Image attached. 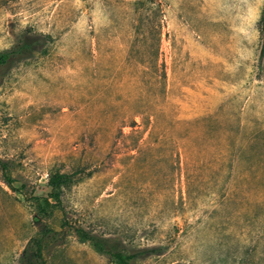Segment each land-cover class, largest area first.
<instances>
[{
    "label": "rangeland",
    "instance_id": "374dc122",
    "mask_svg": "<svg viewBox=\"0 0 264 264\" xmlns=\"http://www.w3.org/2000/svg\"><path fill=\"white\" fill-rule=\"evenodd\" d=\"M263 5L0 0V52L50 35L0 63V264L41 236L47 264H118L75 226L161 247L130 264H264Z\"/></svg>",
    "mask_w": 264,
    "mask_h": 264
},
{
    "label": "trees",
    "instance_id": "16d2710c",
    "mask_svg": "<svg viewBox=\"0 0 264 264\" xmlns=\"http://www.w3.org/2000/svg\"><path fill=\"white\" fill-rule=\"evenodd\" d=\"M259 33L262 36L264 42V5L261 8L260 16H259ZM47 39H50L49 34L35 33L30 36H26V38H24L14 50H7L0 52V63L6 61L11 56L21 55L23 53L37 52L39 50L40 43L42 41H47ZM263 51L264 49L262 48V52ZM152 65L157 71L161 70V76L164 75V72L162 70L163 64H152ZM160 78L161 77L153 78L156 83V86L157 84L160 83L161 81ZM130 126L132 128L138 127L139 123L134 118H132L130 120ZM259 161H262V163H264V156H262V158H259L258 162ZM0 168L2 170V174L6 180V183L11 186L12 178L7 172L8 164L0 160ZM73 182H74V175L72 173L55 171L50 174L48 178V185L50 187L49 196H51L54 199L55 203L59 207H61V196L65 188L68 187ZM74 230L77 232V234L80 236L82 240H88L96 248V250L113 256L117 260L118 264H130L131 260L136 255L140 254V252H144V253L158 252L159 249H161V247H152L146 250L136 251V252H132L131 254L124 255L121 251L111 248L105 239L99 238L95 234H92L91 232L83 229L82 227L75 226ZM47 231L48 232L51 231L50 228L45 230L46 233ZM42 239L43 236L32 238L31 250L30 251L24 250L21 254L22 264H47L43 256Z\"/></svg>",
    "mask_w": 264,
    "mask_h": 264
}]
</instances>
